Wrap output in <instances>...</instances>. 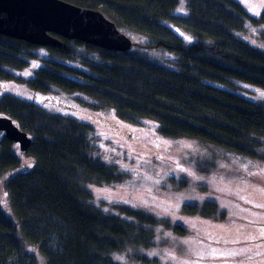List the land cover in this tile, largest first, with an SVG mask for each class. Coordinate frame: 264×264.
Returning a JSON list of instances; mask_svg holds the SVG:
<instances>
[{"label":"trees","instance_id":"1","mask_svg":"<svg viewBox=\"0 0 264 264\" xmlns=\"http://www.w3.org/2000/svg\"><path fill=\"white\" fill-rule=\"evenodd\" d=\"M68 1L101 8L123 32L145 35V44L135 43L143 49L176 53L177 67L151 59L142 48L118 51L64 39V48L45 47L44 64L26 78L11 68L28 67L44 46L0 35V80L27 83L35 92L82 93L97 107H114L125 120L156 119L164 136L195 138L264 159V101L208 82L229 84L235 78L264 88V49L237 34L249 20L264 25V9L253 16L238 0H188L189 13L177 15L180 0ZM165 20L196 40L187 43ZM67 113L10 93L0 97V115L12 117L32 137L24 152L35 160L6 182L16 220L0 205V264H41L28 243L46 264H126L117 259L123 253L134 262L160 264L145 250L159 244L165 231L188 235L191 229L127 202L114 203L113 211L97 206L89 185L123 175L93 155L94 126ZM17 144L0 130V180L21 164ZM184 209L225 216L211 201Z\"/></svg>","mask_w":264,"mask_h":264},{"label":"rangeland","instance_id":"2","mask_svg":"<svg viewBox=\"0 0 264 264\" xmlns=\"http://www.w3.org/2000/svg\"><path fill=\"white\" fill-rule=\"evenodd\" d=\"M238 1L253 16L260 15L264 9V0ZM174 13L188 14V0H180ZM164 22L187 43L196 40L171 20ZM126 34L136 44H145L148 40L136 32ZM237 34L264 49V25L257 26L249 20L246 29ZM38 50L41 56L33 59L28 67L11 70L17 75L32 77L44 64L43 58L49 55L45 47ZM141 50L167 67H177V54L164 47ZM230 81L225 84L208 80L248 99L264 101L261 95L264 88L235 78ZM4 93L41 103L52 112L65 110L67 115L94 126L93 155L123 175L115 182L89 185L97 206L113 211L114 203L127 202L157 215L169 216L191 229L188 235L165 231L159 244L145 250L157 257L160 264H264V207H260L264 205V159H254L195 138L164 136L156 119L125 120L114 107H97V101L82 93H68L58 88L50 93L35 92L27 83L0 80V97ZM17 152L22 159L20 166L7 171L0 180V205L15 220L6 182L35 163L19 144ZM206 201L217 203L219 212L225 216L203 217L184 209L186 204L201 207ZM28 248L39 255L41 264H46L34 245L28 243ZM117 257L126 264H142L124 253Z\"/></svg>","mask_w":264,"mask_h":264},{"label":"water","instance_id":"3","mask_svg":"<svg viewBox=\"0 0 264 264\" xmlns=\"http://www.w3.org/2000/svg\"><path fill=\"white\" fill-rule=\"evenodd\" d=\"M0 35L44 47L64 48V39L118 51L135 45L104 10L68 0H0ZM0 130L22 151L29 150L32 137L12 117L0 115Z\"/></svg>","mask_w":264,"mask_h":264},{"label":"snow or ice","instance_id":"4","mask_svg":"<svg viewBox=\"0 0 264 264\" xmlns=\"http://www.w3.org/2000/svg\"><path fill=\"white\" fill-rule=\"evenodd\" d=\"M261 95H264V93H261ZM260 207H264V205H260ZM117 259H121V258L117 257Z\"/></svg>","mask_w":264,"mask_h":264}]
</instances>
